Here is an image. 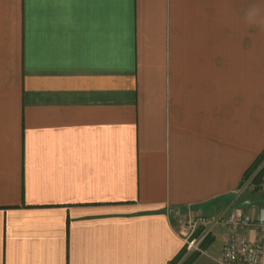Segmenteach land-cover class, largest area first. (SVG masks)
I'll return each mask as SVG.
<instances>
[{"label":"crops","instance_id":"obj_1","mask_svg":"<svg viewBox=\"0 0 264 264\" xmlns=\"http://www.w3.org/2000/svg\"><path fill=\"white\" fill-rule=\"evenodd\" d=\"M251 2L0 0V264H168L178 213L257 216ZM227 232L190 264H220Z\"/></svg>","mask_w":264,"mask_h":264},{"label":"built area","instance_id":"obj_2","mask_svg":"<svg viewBox=\"0 0 264 264\" xmlns=\"http://www.w3.org/2000/svg\"><path fill=\"white\" fill-rule=\"evenodd\" d=\"M244 186L253 188L251 178L245 181ZM176 218V233L182 240L186 253H203L205 245L213 238L217 227L224 226L228 232L222 239L219 263L251 264L248 255L252 252L255 253L257 264L261 263L264 244L260 235L264 232V207H259L257 216L235 207L209 219L190 212L178 213ZM248 229L254 230L258 238L249 239L243 233Z\"/></svg>","mask_w":264,"mask_h":264},{"label":"trees","instance_id":"obj_3","mask_svg":"<svg viewBox=\"0 0 264 264\" xmlns=\"http://www.w3.org/2000/svg\"><path fill=\"white\" fill-rule=\"evenodd\" d=\"M244 179L251 178V184L253 186L252 191H258L264 183V150H262L255 160L252 162L250 167L244 173ZM184 254V248H182L176 256L168 262V264H190L195 258L196 253L191 254L189 257L182 260Z\"/></svg>","mask_w":264,"mask_h":264},{"label":"clouds","instance_id":"obj_4","mask_svg":"<svg viewBox=\"0 0 264 264\" xmlns=\"http://www.w3.org/2000/svg\"><path fill=\"white\" fill-rule=\"evenodd\" d=\"M244 19L248 27L264 30V0H252L244 13ZM244 250L242 249V254ZM251 264H257L255 253H249ZM264 264V261H261Z\"/></svg>","mask_w":264,"mask_h":264},{"label":"rangeland","instance_id":"obj_5","mask_svg":"<svg viewBox=\"0 0 264 264\" xmlns=\"http://www.w3.org/2000/svg\"><path fill=\"white\" fill-rule=\"evenodd\" d=\"M248 179H250V178H248ZM246 180H247V179H246ZM245 188L250 189V187H246V186H244V189H245ZM251 190H252V189H251ZM191 254H192V253H186V251L184 250V254H183V256H182V260H184L185 258L189 257Z\"/></svg>","mask_w":264,"mask_h":264},{"label":"water","instance_id":"obj_6","mask_svg":"<svg viewBox=\"0 0 264 264\" xmlns=\"http://www.w3.org/2000/svg\"><path fill=\"white\" fill-rule=\"evenodd\" d=\"M251 205L254 206V207H260V206H262L264 204H262L261 202H252Z\"/></svg>","mask_w":264,"mask_h":264}]
</instances>
